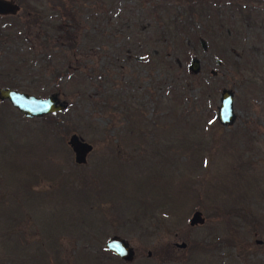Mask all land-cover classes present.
Instances as JSON below:
<instances>
[{
    "label": "rangeland",
    "instance_id": "obj_1",
    "mask_svg": "<svg viewBox=\"0 0 264 264\" xmlns=\"http://www.w3.org/2000/svg\"><path fill=\"white\" fill-rule=\"evenodd\" d=\"M12 1L0 87L65 105L0 100V264H264V0Z\"/></svg>",
    "mask_w": 264,
    "mask_h": 264
},
{
    "label": "water",
    "instance_id": "obj_2",
    "mask_svg": "<svg viewBox=\"0 0 264 264\" xmlns=\"http://www.w3.org/2000/svg\"><path fill=\"white\" fill-rule=\"evenodd\" d=\"M17 11L18 5L12 0H0V15H12ZM199 44L202 49L206 47L202 39H199ZM186 69L192 73H196L199 70L198 60L196 58L190 59ZM211 74H214V72L211 71ZM232 97L233 93L230 89H221L216 107V120L222 126L230 125L234 120ZM4 99L26 118L39 117L61 111L65 105L62 101H58L55 93L45 98H39L7 87H0V100ZM67 146L72 152L73 162L75 164L82 165L86 162V155L91 150L89 143L82 141L76 134L71 133L67 139ZM201 221L202 218L199 216V212H193L189 223H200ZM175 246L182 248L185 246V243H175ZM104 248L124 261H130L133 256L132 249L127 242L116 235H112L106 240Z\"/></svg>",
    "mask_w": 264,
    "mask_h": 264
},
{
    "label": "trees",
    "instance_id": "obj_3",
    "mask_svg": "<svg viewBox=\"0 0 264 264\" xmlns=\"http://www.w3.org/2000/svg\"><path fill=\"white\" fill-rule=\"evenodd\" d=\"M242 18H243V17H242ZM243 20H244V21H247V23H246L247 25L252 24L251 22H248V20L245 19V18H243ZM254 26H255V25L253 24L252 27H254ZM257 28H258V26H257ZM259 35H262V33H259ZM258 40H259V38L257 39V41H258ZM235 64H236V63H235ZM46 115H47V114H46ZM43 116H45V115H43ZM43 116H39V117H43Z\"/></svg>",
    "mask_w": 264,
    "mask_h": 264
},
{
    "label": "flooded vegetation",
    "instance_id": "obj_4",
    "mask_svg": "<svg viewBox=\"0 0 264 264\" xmlns=\"http://www.w3.org/2000/svg\"><path fill=\"white\" fill-rule=\"evenodd\" d=\"M175 245V244H174ZM130 247V246H129ZM132 252H133V249H132ZM147 252H149V251H147ZM147 255H149V253H147Z\"/></svg>",
    "mask_w": 264,
    "mask_h": 264
}]
</instances>
